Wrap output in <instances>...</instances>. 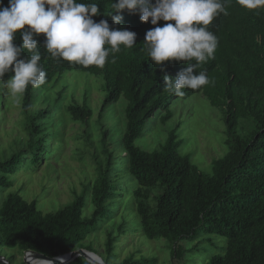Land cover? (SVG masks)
<instances>
[{"label":"trees","instance_id":"1","mask_svg":"<svg viewBox=\"0 0 264 264\" xmlns=\"http://www.w3.org/2000/svg\"><path fill=\"white\" fill-rule=\"evenodd\" d=\"M77 2L97 3L101 15L93 19L97 22L107 19L112 25L107 15L115 0ZM0 3L7 7L9 0ZM226 10L227 15L221 13L209 26L218 37L214 59L198 69L206 71L211 83L198 90L184 89L185 95L180 97L164 91L163 76L175 78L187 65L166 62L161 70L152 64L143 43L146 32L154 26L142 23L138 13L125 10L121 13V24L116 26L135 32V45L132 48L121 45L120 52L110 54L103 67L85 68L52 59L42 47L44 36L38 37L46 82L36 89L29 86L23 93L26 116L20 126L27 138L0 160V197L11 187L10 176L20 167L35 166L50 156L52 150L60 148L63 141L58 137L64 122L85 123L90 127L93 114L87 102L90 85L84 87L82 104L74 99L73 93H67L66 84L54 91L67 74L77 72L96 80V88L103 96L99 117L111 104L124 101V123L117 141L108 144L104 131L90 153L96 164L89 198L91 215L83 216L88 204L85 192L59 210L45 214L38 210L35 201L27 202L20 194L10 192L0 202V254L2 249L33 251L49 258L77 249L98 254L85 241L115 218L127 196L129 203L124 210L134 214L138 226L127 222L124 214L123 221L115 227L116 234L106 233L104 255L98 254L105 264L115 259V243L120 236L133 232H140L149 241H167L173 257L181 256L179 242L183 240L213 235L225 239L223 253L208 258L198 248L199 244L195 246L193 251L201 262L192 259L191 264H264V8L249 11L231 0ZM164 23L159 21L157 26ZM14 43H21L18 34ZM30 55L25 52V56ZM11 75L6 74L4 79ZM194 94H201L212 108L219 110L225 123L224 144L228 151L211 162V174L202 172L188 155L180 153L181 142L173 130L152 152L135 145L156 112L165 113L161 117L165 123L171 118L173 101L186 100ZM39 100L45 102L44 109L28 111L29 104H37ZM87 137L86 142L90 135ZM67 264L92 263L77 257ZM121 264H156V259L136 260L131 256Z\"/></svg>","mask_w":264,"mask_h":264},{"label":"rangeland","instance_id":"2","mask_svg":"<svg viewBox=\"0 0 264 264\" xmlns=\"http://www.w3.org/2000/svg\"><path fill=\"white\" fill-rule=\"evenodd\" d=\"M85 77L90 79L87 81L80 79ZM64 79L54 91L62 89L65 84L68 85L67 93H73L74 99L79 104H82L80 99L83 98L85 85H90L91 88H87L89 91L87 102L93 109L90 127L85 123L64 122L58 137V140L63 141L60 148L52 150L50 156L35 166L20 167L10 176L12 185L2 193V197L5 198L10 192H16L27 202L35 201L38 210L45 214L59 210L72 202L77 195L85 192L88 204L83 216L89 217L93 211L89 198L96 167L95 162L90 158V153L97 146L104 131L107 133L105 140L108 144L118 140L117 134L120 133L124 123L122 116L124 101L111 104L99 117L100 100L103 96L99 88H96L98 84L96 80L77 72L67 74ZM0 88L2 90L0 93H3V99L0 100V160H3L6 157L5 153L10 154L20 147L19 142L26 140L27 134L20 126V122L23 124L26 116L23 113V94L19 98V103H16L9 96L7 89L2 85ZM44 103L43 100H39L37 104H29L28 111H40L44 109L42 106L46 105ZM170 111L171 118L165 123L161 122V117L165 113L161 110L156 112L149 120L143 137L137 140L135 145L152 152L164 143L168 133L173 130L181 142L180 153L184 156L188 155L191 162L202 172L211 174V162L221 158L228 151V147L224 144L226 136L222 113L212 108L201 94H194L186 100H174ZM65 117L64 115L63 118ZM87 135H90L88 142H86ZM52 142L56 143V141ZM128 203L129 199L125 196L115 218L87 237L85 244H90L101 256L104 255L106 233L113 231L116 234L115 227L123 221L124 214L127 222H133L138 226V222L134 221V214L130 215V210H124ZM225 242L224 238L214 235L195 241L183 240L179 242L181 256L173 257L167 241H149L140 232H133L120 236L115 243L116 257L111 264H121L124 259L131 256L136 260L139 257L155 258L156 264H191L192 259H197L200 263V258L193 251L195 246L199 244L198 248L204 251L208 258L222 254L221 248ZM1 255L9 260L10 264H25L24 253L19 251L2 249Z\"/></svg>","mask_w":264,"mask_h":264},{"label":"clouds","instance_id":"3","mask_svg":"<svg viewBox=\"0 0 264 264\" xmlns=\"http://www.w3.org/2000/svg\"><path fill=\"white\" fill-rule=\"evenodd\" d=\"M231 0H115L112 2L110 26L107 19L95 21L101 15L97 3L77 0H9L0 3V85L19 103V98L31 86L39 88L46 82L39 52L42 47L52 59L69 65L103 67L110 54L120 52L121 45L132 48L136 33L117 28L127 10L138 13L142 23H151L143 45L153 65L163 70L165 63H185L187 66L175 78L163 76L164 91L184 96V89L198 90L211 83L201 65L214 59L218 37L209 30L221 13L227 15ZM245 10L264 8V0H235ZM159 21L164 25L157 26ZM174 22V23H173ZM20 37L19 45L14 43ZM25 52L31 53L25 56ZM112 62H115L113 55ZM11 73L8 79L5 75Z\"/></svg>","mask_w":264,"mask_h":264},{"label":"water","instance_id":"4","mask_svg":"<svg viewBox=\"0 0 264 264\" xmlns=\"http://www.w3.org/2000/svg\"><path fill=\"white\" fill-rule=\"evenodd\" d=\"M77 257H84L88 262L92 264H105L103 259L92 251L85 249H77L75 251L66 253L64 255L49 258L40 253H35L33 251L24 252L23 262L25 264H31L35 262L36 264H67ZM0 264H10L9 261L0 254Z\"/></svg>","mask_w":264,"mask_h":264},{"label":"bare ground","instance_id":"5","mask_svg":"<svg viewBox=\"0 0 264 264\" xmlns=\"http://www.w3.org/2000/svg\"><path fill=\"white\" fill-rule=\"evenodd\" d=\"M31 264H35V262H32V260H31Z\"/></svg>","mask_w":264,"mask_h":264}]
</instances>
